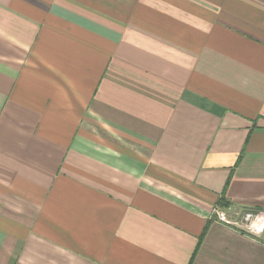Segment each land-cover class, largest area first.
Here are the masks:
<instances>
[{
  "label": "crops",
  "instance_id": "crops-1",
  "mask_svg": "<svg viewBox=\"0 0 264 264\" xmlns=\"http://www.w3.org/2000/svg\"><path fill=\"white\" fill-rule=\"evenodd\" d=\"M264 0H0V264H264Z\"/></svg>",
  "mask_w": 264,
  "mask_h": 264
},
{
  "label": "built area",
  "instance_id": "built-area-1",
  "mask_svg": "<svg viewBox=\"0 0 264 264\" xmlns=\"http://www.w3.org/2000/svg\"><path fill=\"white\" fill-rule=\"evenodd\" d=\"M212 215L216 221L233 229L252 234L264 233V213L228 212L225 209L215 208Z\"/></svg>",
  "mask_w": 264,
  "mask_h": 264
},
{
  "label": "trees",
  "instance_id": "trees-1",
  "mask_svg": "<svg viewBox=\"0 0 264 264\" xmlns=\"http://www.w3.org/2000/svg\"><path fill=\"white\" fill-rule=\"evenodd\" d=\"M218 207L225 209L229 207V203L223 198H220L218 201Z\"/></svg>",
  "mask_w": 264,
  "mask_h": 264
}]
</instances>
